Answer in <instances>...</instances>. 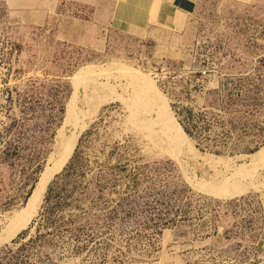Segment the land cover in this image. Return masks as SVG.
I'll return each instance as SVG.
<instances>
[{"label":"rangeland","instance_id":"obj_1","mask_svg":"<svg viewBox=\"0 0 264 264\" xmlns=\"http://www.w3.org/2000/svg\"><path fill=\"white\" fill-rule=\"evenodd\" d=\"M119 1L0 0V235L54 162L75 72L96 66L100 82L72 158L0 264H264V185L232 198L196 186L264 145V0H199L142 32L113 22ZM121 67L166 96L188 139L179 154L154 123L159 96Z\"/></svg>","mask_w":264,"mask_h":264},{"label":"bare ground","instance_id":"obj_2","mask_svg":"<svg viewBox=\"0 0 264 264\" xmlns=\"http://www.w3.org/2000/svg\"><path fill=\"white\" fill-rule=\"evenodd\" d=\"M115 66H118V65H115ZM94 67L86 66L80 69L79 71L75 72L73 76L74 92L67 106V116L65 119L63 129L61 130L60 141L66 134L68 126H73L72 132L70 136L68 137L67 143L64 145V149H63V152L60 158H58L53 164H49L47 168L44 170L45 173H42L41 183L38 185L37 189L33 191V194L29 198L26 206L22 210L16 212L14 216L11 218L10 222H11L12 227L11 225L8 226V227H11V230H9V232L6 235H0V246H3L4 244L11 242L21 231L25 230L32 223L33 219L38 213V210L48 190L49 182L52 180L53 176L57 172L61 171L65 167V165L68 163V161L72 157L77 140L79 136L81 135L82 131L84 130V128L86 127L87 119L92 114V111L89 109L91 105V97L89 96V92L87 91L88 83L89 82H92V83L95 82L97 84L100 83L94 78L93 74L96 71ZM121 68H123L124 69L123 71L125 72H130L131 74L135 73L136 74L135 77L137 78L140 77L139 78L141 79L140 84L143 85L145 89L148 90V92H151V91L155 92L159 96L161 100L160 102L162 106L164 107V110L160 112L159 114H157L158 119L157 121L154 120V123L160 124L163 126L162 128L164 129V131H166V133L169 134L170 138L172 139L171 141L173 142L172 147L175 153L179 154L178 151L179 149L181 150V148L179 147L187 143L188 139H187V136L182 126L179 124L177 119L171 114L170 107L168 105L166 96L158 89L154 81L148 78V75H144L141 72L136 71L132 68H127V67L126 68L121 67ZM98 69L102 70L103 68L101 69L99 66ZM101 84L103 87H105V89H109L112 91L113 87H110L108 82L106 84L104 83H101ZM79 85L84 90L83 94L79 92ZM139 95H140V98L143 99V97L141 96V92L139 93ZM134 105L136 104L134 103ZM130 111H131L132 116L136 113L134 109L132 108H130ZM135 116H137V114ZM150 124H153V123L151 122ZM154 126L155 125L153 124V127ZM150 128L152 127H149L148 129ZM262 166H264V145L261 146L258 150H256L253 154L250 155L249 164H244L240 168L236 169L230 178L224 179L223 181L220 182V184L215 185V186L205 184L204 182H200V181L196 183V186L199 189L207 191V193L208 192L212 193L221 198H232V197L238 196L239 194L243 193V191H245L246 189L250 187H258L260 185H264V182H259L256 180L257 169H259L258 167L262 168ZM241 178L245 179V182H243V180L241 181ZM191 185H194V184H191Z\"/></svg>","mask_w":264,"mask_h":264},{"label":"crops","instance_id":"obj_3","mask_svg":"<svg viewBox=\"0 0 264 264\" xmlns=\"http://www.w3.org/2000/svg\"><path fill=\"white\" fill-rule=\"evenodd\" d=\"M198 1L120 0L118 8L113 6L112 18L116 25L127 31L142 32L153 25L177 24L181 17L189 16L196 10Z\"/></svg>","mask_w":264,"mask_h":264},{"label":"water","instance_id":"obj_4","mask_svg":"<svg viewBox=\"0 0 264 264\" xmlns=\"http://www.w3.org/2000/svg\"><path fill=\"white\" fill-rule=\"evenodd\" d=\"M73 128V126H68V129H67V131H66V134L64 135V137L62 138V140L60 141V143H58L57 145V149H55V157H54V162L58 159V158H60V156H61V154H62V152H63V149H64V145L67 143V141H68V137L70 136V132H71V129ZM72 158V157H71ZM70 158V159H71ZM70 161V160H69ZM68 161V162H69ZM54 162H52V164L54 163ZM68 164V163H67ZM66 164V165H67ZM66 165H65V167H66ZM64 167V168H65ZM64 168L61 170V171H59V172H57L54 176H53V178H52V180L49 182V185H48V188H49V186H50V184L53 182V180L55 179V178H57V176H59L62 172H63V170H64ZM43 173H45V171L43 172ZM41 179H42V176L39 178V181L37 182V185H36V187H35V189H34V191L37 189V187H38V185L41 183Z\"/></svg>","mask_w":264,"mask_h":264},{"label":"trees","instance_id":"obj_5","mask_svg":"<svg viewBox=\"0 0 264 264\" xmlns=\"http://www.w3.org/2000/svg\"><path fill=\"white\" fill-rule=\"evenodd\" d=\"M187 129V132H189V134H191L192 135V132H191V130L190 129H188V128H186Z\"/></svg>","mask_w":264,"mask_h":264},{"label":"built area","instance_id":"obj_6","mask_svg":"<svg viewBox=\"0 0 264 264\" xmlns=\"http://www.w3.org/2000/svg\"><path fill=\"white\" fill-rule=\"evenodd\" d=\"M84 264H94V262H88V263H84Z\"/></svg>","mask_w":264,"mask_h":264}]
</instances>
